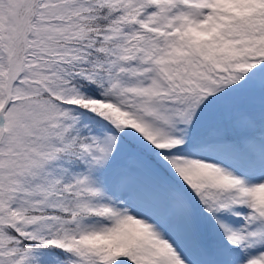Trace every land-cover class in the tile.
Listing matches in <instances>:
<instances>
[{"label": "snow or ice", "instance_id": "obj_1", "mask_svg": "<svg viewBox=\"0 0 264 264\" xmlns=\"http://www.w3.org/2000/svg\"><path fill=\"white\" fill-rule=\"evenodd\" d=\"M0 264H264V0H0Z\"/></svg>", "mask_w": 264, "mask_h": 264}]
</instances>
